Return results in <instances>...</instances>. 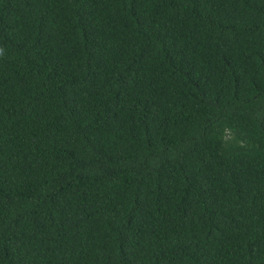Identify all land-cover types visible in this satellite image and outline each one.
I'll list each match as a JSON object with an SVG mask.
<instances>
[{
	"label": "trees",
	"instance_id": "1",
	"mask_svg": "<svg viewBox=\"0 0 264 264\" xmlns=\"http://www.w3.org/2000/svg\"><path fill=\"white\" fill-rule=\"evenodd\" d=\"M0 264H264V0H0Z\"/></svg>",
	"mask_w": 264,
	"mask_h": 264
}]
</instances>
